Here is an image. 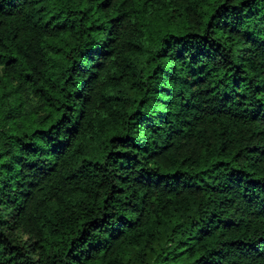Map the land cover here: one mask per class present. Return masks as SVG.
<instances>
[{
	"label": "trees",
	"instance_id": "1",
	"mask_svg": "<svg viewBox=\"0 0 264 264\" xmlns=\"http://www.w3.org/2000/svg\"><path fill=\"white\" fill-rule=\"evenodd\" d=\"M0 264H264V0H0Z\"/></svg>",
	"mask_w": 264,
	"mask_h": 264
}]
</instances>
